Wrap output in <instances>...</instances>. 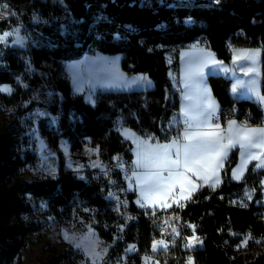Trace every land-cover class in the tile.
Wrapping results in <instances>:
<instances>
[{
    "label": "trees",
    "instance_id": "trees-1",
    "mask_svg": "<svg viewBox=\"0 0 264 264\" xmlns=\"http://www.w3.org/2000/svg\"><path fill=\"white\" fill-rule=\"evenodd\" d=\"M1 1L23 16L35 44L27 50L0 47V85L11 87L10 94H0V103L12 108V120L4 135L13 137L0 144V264L20 262L26 239L40 233L41 223L27 221L37 213L28 197L44 203L45 215L63 205L66 212L87 219L90 216L82 212L84 207L103 209L109 204L101 189L103 184L74 179L61 164L56 177L42 175L29 181L23 177L27 165L37 164L34 140L28 139L22 148L19 138L31 123L26 115L35 108L45 112L37 120V133L47 145L56 148L58 138L64 137L75 152L82 150L88 138L97 147L100 160L105 161L114 156L130 158L131 144L114 128L119 121L138 135L151 134L161 142L177 137L182 127L180 96L169 77L165 55L187 44L200 41L225 63L231 60L229 45L259 47L264 94V0H64V5L57 0ZM8 25V20H0V31ZM92 45L96 51L89 50ZM98 51L121 54L122 71L146 74L153 88L97 91L95 106L73 95L63 73L64 63ZM22 54L28 55L34 72H25ZM19 78H24L25 86ZM206 79L224 117L235 107L252 124L261 121L260 105L233 98L228 78L209 75ZM54 90L59 95L47 101L32 97L35 94L44 99ZM24 102L27 105L23 106ZM58 108L65 112L61 118L56 116ZM236 159L233 152L218 187H202L180 206L167 210L133 207L139 218L125 228L124 239L137 245V261L150 255L153 242L164 237L162 223L173 225L178 217L186 233L192 231L202 237L203 250L173 248L160 257L168 255L177 264H184L188 256L193 264H264V170H254L250 165L240 182L232 181L230 170ZM246 189L251 197L242 198L245 203H233V198L242 197ZM95 228L100 237L111 240L110 234L98 225ZM245 237L248 243L241 251L238 247ZM63 259L65 253L49 264H59Z\"/></svg>",
    "mask_w": 264,
    "mask_h": 264
},
{
    "label": "crops",
    "instance_id": "crops-1",
    "mask_svg": "<svg viewBox=\"0 0 264 264\" xmlns=\"http://www.w3.org/2000/svg\"><path fill=\"white\" fill-rule=\"evenodd\" d=\"M197 44H202V42L197 41ZM193 44V43H191ZM202 47H205L202 46ZM210 54L209 51L207 50ZM213 55L214 53L211 52ZM208 54V55H209ZM215 55V54H214ZM231 55V53H230ZM92 56L94 57L93 66L89 67L90 71L89 74L91 78H82L78 77L76 75L75 78L72 77L68 72L65 71V65L63 66V73L65 77L70 82L71 90L73 95L75 96H81L83 100L88 103L91 106H95V93L97 91H132V90H139L137 89L138 86L145 85L146 89H150V83H148L147 79H150L146 74L143 73H136V74H125L121 69V59L120 61L117 60V58H111L108 56V54L102 53V52H93ZM167 63L170 65V68L172 66H176L178 68V82H179V121L181 124V129L178 132L177 137L172 138L169 141H156L154 143H158L160 146L165 145H172L174 142H176V146L170 147L167 150V156L171 160H175L177 158V148H180L181 155L180 158L183 159V145L187 144L188 142L183 139L186 132H197V131H211L215 130V126L219 125L220 129L223 130L222 135L225 136V140L223 143H227V136L229 135L227 132L228 124L229 122L233 120H225L223 122H215L213 119L214 114L217 112V110L220 108L217 100L214 98L210 86L207 82V76L210 74L205 70H203L202 76H192L189 78L186 74L188 73L190 68L198 66L197 63V56L193 54V50H182L179 51V55L177 60H175L170 53H167L165 55ZM232 58V55H231ZM185 61V62H184ZM231 61V60H230ZM225 63V62H223ZM230 63V62H229ZM65 64V63H64ZM221 65V64H220ZM224 66H219L221 69H226L225 72H228L230 69V64H223ZM81 71V70H80ZM224 71V70H223ZM239 73L243 74V78H241L242 85H244V90L241 91V94H249L250 90L248 88L246 75L244 74L246 69L243 67L238 68ZM225 73H221V76L228 78L230 80V94L235 99H249L252 100L260 105L262 108V118L261 121L257 124H249L246 127L250 128H264V94L261 92L260 88V96L259 100L255 101L254 99H250V97H238L236 98L235 95H232V88L234 87L233 81L231 77H227L228 75H224ZM146 77V78H145ZM132 80H138L140 82V85H136ZM122 80H127V85H124L122 83ZM153 83V82H152ZM261 85H262V75H261ZM129 86H132L131 88H127ZM127 88V89H126ZM174 89L177 90V88L174 86ZM143 90V89H142ZM254 96H256L255 89ZM208 104H212V108H208ZM185 112L188 113V115H185ZM195 118V119H193ZM236 126H242L237 121ZM118 125L122 128L119 130L120 135L131 144V155L129 159H124L121 156H116L120 162H122L131 172V180L128 183V188L130 191L133 192V200L134 205L141 209H157V210H167L170 209L173 206H180L186 201L190 200L195 193H197L202 187H208L210 189H215L218 187L222 181V171L225 168L226 162L228 161V158L233 152H236V163L230 170V179L235 182H240L250 165L253 166L254 170H264V168H256L255 165L258 163V161L250 160L249 163L244 167L243 175L241 176V179L236 180L233 176V169H239L242 165L243 160L247 157V154L245 153L244 149H241L239 145H235L229 149H227V155L223 158V167L218 168V176L212 177L211 180L208 181V183H205L203 179L198 178L197 175H193L191 172H185V176L188 178L187 180H182L183 188L181 187V183H175L174 186L171 188V192H168L167 188L164 189L163 192L160 193H154L149 197V201L151 200H158V204H152V206H142V204H146L147 202L143 199L142 193L146 192L147 189H144L141 187V183L138 182L139 178L140 180L144 179V174L147 172H159L161 176L167 177L168 176V170L163 166V160L162 158L165 156L164 149L160 151V157L158 159H144L146 154L142 155H136L134 152V144L138 142V134L134 132L132 129L125 127L121 124V122H118ZM191 125V127H189ZM211 126V127H209ZM257 140H259V137H257ZM85 142H89L90 146L87 147L86 144H84L82 150L75 151L78 155L86 156L92 160V165L95 167H98L101 164V161L98 156V150L97 147L93 146L90 142V139H85ZM34 143L37 145L38 143H43L46 145L45 140L38 134V139L34 141ZM58 144V142H57ZM35 145V147H36ZM58 146V145H57ZM261 149H248V153H258ZM73 151L70 149V154H72ZM68 155V156H69ZM138 160L142 163H146L149 166L143 167L138 166ZM69 161V160H68ZM151 161H155L157 164H161L159 167H151L152 164ZM70 166L66 167L65 163L61 162V165L64 169H74L77 168L76 165L74 166V163L69 161ZM34 166L38 167V164H35ZM177 170V169H174ZM178 171H184L183 168L178 169ZM43 173V171H42ZM200 175H207L206 173L201 170ZM219 179V183H216V179ZM34 179V178H33ZM27 180V179H26ZM32 180V179H30ZM188 180H190L192 183H188ZM29 181V180H28ZM213 184H216L215 187H212ZM195 186V191H192L193 187ZM262 187H263V197H262V204L264 205V176L262 178ZM191 193L190 199H184L182 197L188 196V194ZM178 201V203H177ZM169 204L170 207H162L160 205L163 204ZM84 219H87L83 216H80L78 218L77 224L79 229L77 232H81L84 230V227L86 226V221ZM90 220V218L88 219ZM92 220V219H91ZM41 225L43 226V222H41ZM50 226V223H49ZM51 228V226H50ZM75 248V247H73ZM80 251L79 248H75Z\"/></svg>",
    "mask_w": 264,
    "mask_h": 264
},
{
    "label": "rangeland",
    "instance_id": "rangeland-1",
    "mask_svg": "<svg viewBox=\"0 0 264 264\" xmlns=\"http://www.w3.org/2000/svg\"><path fill=\"white\" fill-rule=\"evenodd\" d=\"M0 13H3V15H0V20L9 21L8 28L1 30L0 35H2L3 32L5 31L12 32V35L7 38L6 42H0V47H3V48L4 47H20V48L25 49L27 46H34L35 41L31 33L28 31V29L23 31V29L18 25L17 21L14 18L10 17L8 8L6 9L0 8ZM16 29H18L19 31L16 32L15 31ZM13 41H15V43ZM228 47L232 55L230 63H223L220 59L217 58L216 55L214 54L211 55L212 51H209L210 52L209 54L207 51L209 49H207L206 47L194 45L191 43L187 44L183 48H180L176 52L174 51V52H169V53L175 60H177L179 51L188 50V49L193 50V54H195L198 57L197 58L198 65H203V70L206 69V71L210 73L209 75L216 76V75H221V73H225L224 75H228L227 77H231L233 81V85L234 87H236L235 92L233 91L234 87L232 88V95H235L236 98L250 97V99H254L255 101H258L259 96H260V88H261V49L259 47L244 48V47H235L231 45H229ZM243 51L257 52L255 62L253 63V61L251 60H240V61L234 62L235 55L238 52H243ZM92 54L93 53H85L79 58L66 61L64 64L65 71L68 72L70 75H72V77L74 78H75L74 75L78 77H82V78H91V76L88 75L90 71L89 67L93 66V62L95 61ZM108 56H110L111 58H117V60L119 61L122 58L121 54H114V55H108ZM213 61H216L217 63H213ZM223 64L225 65L230 64L228 65L230 66V69L228 72L223 71V69L219 67V66H224ZM239 67L245 68L246 71L249 68L256 69L255 72H251L249 73V75H246L248 88L250 90L249 94H241V91L244 90V87L238 86L242 84L240 83L241 82L240 80L244 76L243 74L239 73L238 71ZM24 69L26 73L34 72V68L29 61L25 64ZM19 80L21 82V85L25 86L24 78L23 79L19 78ZM173 80L178 81V79L171 78L172 82ZM131 81H133L136 85H140V82L136 79L135 80L131 79ZM147 81L148 83H150V87H151L150 89H152L153 88L152 80L147 79ZM122 83L124 85H127L128 82L127 80H122ZM3 87H8L11 89V87L7 85H0V88H3ZM131 87L132 86H129L127 88H131ZM145 87H146L145 85L138 86L137 89L150 90V89H146ZM176 88H177V91H179L180 87H176ZM253 89H255L256 96H254ZM1 93L10 94L11 91L10 92L0 91V94ZM32 97L37 98L40 101H43V100L47 101L50 99V98L48 99L47 94L45 95L44 99L35 94H33ZM25 105H27V102L23 103V106ZM44 115H45V112L40 108H35L32 111V113H28L26 115L27 117L31 118V123L26 126L24 134H23L24 137H22L23 135L22 136L19 135V138L21 139L22 144H23L22 148H26V142L28 141V139L29 140L33 139L34 141L38 139L37 120L39 117H42ZM11 120H12L11 106H4L0 103V144L3 143L4 140L6 141L13 140V137L4 135L5 132L8 130ZM138 140H139V135H138ZM85 144L87 147L90 146L89 142H85ZM57 145L58 146L54 148V147H50L49 145H47V143L46 145H44L43 143H38L34 149V152L37 155L38 167L27 165L22 170L23 177L27 180H30L33 178H38L42 175H52L53 176L58 171L61 162L65 163L66 167H69L70 163L68 161L69 160L68 155L70 153V144L68 140L64 137H59ZM133 149L136 155L138 154L142 155L144 153L146 154L148 159L151 160V159H158L160 157L161 155L160 151L162 150V147L158 143H154V142L139 143L138 141L136 144H134ZM150 166L153 168L152 164ZM150 173L151 172L145 173L144 178ZM138 180H139L138 182L141 183L140 178ZM141 187H143L144 189H147V185H141ZM250 197H251V191L246 189L244 190L242 197H235L233 198L232 202L237 203V204H242V203H245L242 198H246L248 200ZM28 201L35 208V211H37V214H39L44 225L41 226L40 228V233H39L40 235H38L40 239H38V237L32 238L30 240L29 245L28 246L26 245L23 251L22 260L20 262L14 261L13 264H45V263L49 264L50 262L54 261L57 256L62 255L63 252L68 248V246L79 248L80 252L83 253L86 257V264H123L120 261H115L111 259L110 242L99 236L95 228L96 224L94 220L84 219V221H86L87 223L83 231L78 232V233L65 234L60 237L57 234H55L50 228L49 219L47 217H44L45 211H44L42 202H37L34 199H31L30 197H28ZM192 236L193 234L189 235V238H191ZM188 239L184 245V250H190L195 245L194 244L192 247H187L186 245L188 244ZM160 240H156V241H160ZM244 240H248V237H245L243 241ZM242 242L239 244V247H238L241 251H243L247 246V244H244V246H241ZM162 252H163L162 246H159V245L157 246V249L153 251V244H152L151 254L148 256H143L142 259L146 261L147 264H151L153 260L160 258V256L162 255ZM189 261H191L193 264V260L190 256L187 257V259L184 261V264H189ZM59 264H70V263L67 262V259H63V261L60 262Z\"/></svg>",
    "mask_w": 264,
    "mask_h": 264
},
{
    "label": "built area",
    "instance_id": "built-area-1",
    "mask_svg": "<svg viewBox=\"0 0 264 264\" xmlns=\"http://www.w3.org/2000/svg\"><path fill=\"white\" fill-rule=\"evenodd\" d=\"M59 4L64 5V0H57ZM6 4L5 1L0 2V8ZM7 5V4H6ZM9 15L14 18L18 25L24 30L27 28L24 25L23 16L14 9H9ZM165 29V26H162ZM159 27L158 29H160ZM195 41L193 44H197ZM204 46V44H200ZM30 48L27 46L25 50ZM97 47L95 45L90 46L89 50H95ZM21 60L26 64L30 59L27 54H22ZM178 68L174 65L169 69V76L173 79H177ZM174 86L179 87V82L174 81ZM59 95L57 90L51 91L48 95L49 98H53L55 95ZM65 114L62 108H58L56 111V116L61 118ZM223 109L219 108L214 114L213 119L215 122H223L225 120L237 121L242 126H247L252 124V121L246 116H240V112L237 108H233L232 111L226 116H223ZM67 118H72V114L68 113ZM115 130H120L117 128ZM139 143L144 142H155L157 141L154 135H139ZM116 156L101 161L98 167L92 165V160L88 157L78 155L73 152L68 156L69 161L73 162L77 168L67 169L70 171V175L74 179L83 180L86 183L98 182L103 184L101 189L105 190V197L109 200L107 208H99L96 205L86 206L82 209V212L88 214L92 220H96L95 224L100 227V229L110 234V256L111 259L115 261H120L123 264H147L142 257L137 261V251L138 247L136 244L129 243L124 239L125 228L131 224V222H136L139 218V213L135 207L133 200V192L129 190L128 183L131 180L130 170L120 162ZM56 177V175L54 174ZM44 204V203H43ZM100 218L96 219L95 216ZM46 217L50 221V226L52 231L58 236H63L65 234H71L77 232L79 229L77 221L80 215L73 211L66 212L63 205H57L53 210L46 214ZM28 222H35V216L29 217ZM173 225L163 224L162 229L167 230V235L163 234L162 240L167 247L162 246V251L167 252L173 248H179V250H184V245L189 238V235L194 234L192 231L188 234L185 232L183 225L178 217L173 219ZM175 229V231H173ZM39 233L28 237L25 241V245H29L30 240L34 237H40ZM198 241L193 247L203 250L202 237L196 235ZM66 255L67 262L70 264H86V257L79 250L68 246V248L63 252ZM46 264V263H45ZM151 264H177L175 258H171L168 255L157 258L151 262Z\"/></svg>",
    "mask_w": 264,
    "mask_h": 264
},
{
    "label": "snow or ice",
    "instance_id": "snow-or-ice-1",
    "mask_svg": "<svg viewBox=\"0 0 264 264\" xmlns=\"http://www.w3.org/2000/svg\"><path fill=\"white\" fill-rule=\"evenodd\" d=\"M219 3V0H216ZM5 9L8 7L6 4L3 6ZM3 15V13H0ZM16 32L19 30L16 29ZM12 35V32L5 31L0 35V42H6L7 38ZM15 43V41H13ZM257 52L243 51L238 52L234 57V62L240 60H251L255 62ZM213 63H217L213 61ZM226 71V69H223ZM255 68H249L245 71V75H249L251 72H255ZM189 78L192 76H202L203 75V65H198L196 67L190 68L186 74ZM239 87H244V85H238ZM0 91L10 92L11 89L8 87L0 88ZM233 91H236V87L233 88ZM212 104H208V108H212ZM185 115H188L185 112ZM195 119V118H193ZM191 127V125H189ZM211 127V126H209ZM223 130L220 129L219 125L215 126V130L211 131H197V132H186L183 139L188 143L183 145V159L180 158L181 151L180 148H177L175 160H171L167 156V150L170 147L176 146V142L172 145L161 146L164 149L165 156L162 158L163 166L168 170V176L165 178L161 176L159 172H153L148 174L143 180H141L142 185H147V191L142 193L141 199L145 200L147 203L142 204V206H152V204H158V200L149 201V197L154 193L163 192L167 188L168 192H171L172 186L175 183H181L183 188L182 180H187L185 172H191L193 175H197L198 178L203 179L205 183H208L212 177H217V169L223 167V158L227 155V149L239 145L241 149L245 150L247 157L243 160L242 165L239 169H233V176L236 180L241 179L243 175L244 167L249 163L250 160L258 161L255 165L256 168H264V128H250L246 126H236L235 121H231L228 124L227 132V143H223L225 136L222 135ZM259 137V140H257ZM261 149L258 153H248V149ZM144 159H148L147 156ZM138 166L148 167L146 163H142L138 160ZM153 167H159L155 161H151ZM183 168L184 171H178V169ZM177 169V170H174ZM201 170L207 175H200ZM188 183H192L188 180ZM216 183H219V179H216ZM216 184H213L212 187H215ZM192 191H195V186ZM184 199H190L191 193L188 196L182 197ZM178 203V201H177ZM162 207H170L169 204L160 205ZM175 231V229H173ZM198 237L193 234L191 238L188 239L187 247H192L197 241ZM248 241L244 240L241 246L247 244ZM165 245L163 240L153 242V251L157 249V246ZM189 264H192L189 261Z\"/></svg>",
    "mask_w": 264,
    "mask_h": 264
},
{
    "label": "bare ground",
    "instance_id": "bare-ground-1",
    "mask_svg": "<svg viewBox=\"0 0 264 264\" xmlns=\"http://www.w3.org/2000/svg\"><path fill=\"white\" fill-rule=\"evenodd\" d=\"M97 49H95V50H91V51H96ZM116 126H118L117 128H122L121 126H119V125H116ZM117 131H119V130H117ZM156 142V141H155ZM31 217H34V216H31ZM44 217H46V215L44 216ZM35 219H36V221L35 222H39V223H41L42 222V220H41V218H40V216H39V214H35ZM94 222H96L95 220H94ZM163 224H166V223H162V225ZM167 225V224H166ZM167 227H168V225H167ZM167 233H168V231L167 230H164V229H161V234H162V236H163V234L164 235H167Z\"/></svg>",
    "mask_w": 264,
    "mask_h": 264
}]
</instances>
